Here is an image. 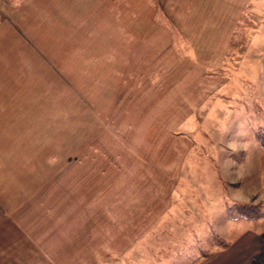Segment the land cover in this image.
<instances>
[{"label":"rangeland","instance_id":"1","mask_svg":"<svg viewBox=\"0 0 264 264\" xmlns=\"http://www.w3.org/2000/svg\"><path fill=\"white\" fill-rule=\"evenodd\" d=\"M26 1L0 0V25L13 24L54 69L73 68L77 92L96 86L106 110L120 103L104 122L98 115L88 146L56 162L73 184L68 215L88 218L70 225L73 256L61 264H197L230 244L242 218L260 217L244 215L264 212V0L208 1L196 12L108 0L106 12H73L71 27L33 12L31 32L14 21L31 12H11ZM91 57L105 60L97 81L81 71Z\"/></svg>","mask_w":264,"mask_h":264},{"label":"crops","instance_id":"2","mask_svg":"<svg viewBox=\"0 0 264 264\" xmlns=\"http://www.w3.org/2000/svg\"><path fill=\"white\" fill-rule=\"evenodd\" d=\"M159 1L164 8L173 7L176 11L183 5L185 12H196L208 1L225 3V0ZM108 4V0H27L11 12L13 15L31 12L26 23L24 20L21 23L20 18L14 20L31 32L29 27L33 23L39 25L33 12H53L52 21L71 27L73 12H87V15L106 12ZM80 17L78 24L89 23L83 17L80 22ZM33 38L38 44L40 37ZM17 46L28 56L18 55ZM34 47L13 24L0 25V264H61L58 256H73L70 225L80 226L88 218L80 217L72 222L67 209L73 199V184L59 178L67 176V170L58 175L56 162L64 165L73 157V144L88 146V130L97 126L98 115L104 122V112L114 115L120 104L116 100L115 106L106 110L105 100L96 86L86 93L77 92L70 77L73 68L54 69L49 61L38 56ZM168 53L171 55V50ZM53 61L59 64V60ZM132 63L136 67V58ZM72 64L64 62L65 66ZM80 65L86 81H97L99 70L104 72L105 60L91 57ZM56 110L62 114L61 118L54 117ZM42 128L52 129L54 137H42ZM74 128L80 131L74 133ZM87 146L76 153L81 154V159L88 157ZM242 219L247 222L238 224L230 244L216 249L197 264H260L256 257L264 253V217ZM79 248L89 249V246L81 244Z\"/></svg>","mask_w":264,"mask_h":264},{"label":"trees","instance_id":"3","mask_svg":"<svg viewBox=\"0 0 264 264\" xmlns=\"http://www.w3.org/2000/svg\"><path fill=\"white\" fill-rule=\"evenodd\" d=\"M257 139H258L259 143L264 146V132L263 131H259V133L257 134ZM244 208L245 209H247V208H251L252 209V207H246V206H244ZM247 211H246V213H245L244 216H247V217L248 216H260V217H263L264 216V212H261V211L256 212L257 215H251V211L250 210H247ZM222 242H224V246H227L229 244L225 240L222 241ZM256 259L258 260V262H260V264H264V254H259L256 257Z\"/></svg>","mask_w":264,"mask_h":264}]
</instances>
